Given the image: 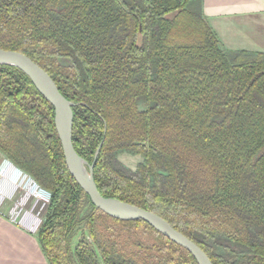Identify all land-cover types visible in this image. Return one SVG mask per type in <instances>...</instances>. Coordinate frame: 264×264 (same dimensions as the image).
I'll list each match as a JSON object with an SVG mask.
<instances>
[{"label":"trees","instance_id":"16d2710c","mask_svg":"<svg viewBox=\"0 0 264 264\" xmlns=\"http://www.w3.org/2000/svg\"><path fill=\"white\" fill-rule=\"evenodd\" d=\"M192 2L0 0V49L73 103L72 145L101 196L157 214L212 264H264V54L222 49ZM120 151L143 162L126 170ZM0 153L48 194V264H197L148 223L92 204L65 166L53 106L5 65ZM82 224L101 261L89 244L71 249Z\"/></svg>","mask_w":264,"mask_h":264},{"label":"crops","instance_id":"0c3cea01","mask_svg":"<svg viewBox=\"0 0 264 264\" xmlns=\"http://www.w3.org/2000/svg\"><path fill=\"white\" fill-rule=\"evenodd\" d=\"M200 13L225 51L264 54V0H200ZM15 178V171L8 168L0 193L12 196ZM0 264L48 262L36 233L0 216Z\"/></svg>","mask_w":264,"mask_h":264},{"label":"water","instance_id":"95a60500","mask_svg":"<svg viewBox=\"0 0 264 264\" xmlns=\"http://www.w3.org/2000/svg\"><path fill=\"white\" fill-rule=\"evenodd\" d=\"M0 65L12 66L23 72L36 91L53 106L54 126L61 143L65 166L72 179L97 209L121 221L142 220L167 239L187 250L197 264H212L208 256L195 243L157 214L132 204L101 196L93 179V164L89 165L82 159L72 145L73 103L61 95L53 80L42 68L20 52L3 49H0Z\"/></svg>","mask_w":264,"mask_h":264},{"label":"rangeland","instance_id":"374dc122","mask_svg":"<svg viewBox=\"0 0 264 264\" xmlns=\"http://www.w3.org/2000/svg\"><path fill=\"white\" fill-rule=\"evenodd\" d=\"M198 8V0H193V2L188 6V9L193 11L198 10ZM138 108L140 110H143L144 104L140 102L138 104ZM0 160H3L2 162L7 160L2 153H0ZM116 160L124 169L129 171H135L136 167L143 162L142 157H140L139 155L125 151L118 152L116 154ZM31 182V180L25 179L24 191L22 193L19 190L20 192H14V194H12V196L10 197L2 194L4 207L1 209V211H6L5 213H7L9 210L15 209L17 212H25L28 220L34 222V227H38L45 215V204H47L48 202V194L47 192H44L42 190H36ZM37 195L40 196V199H42V201L39 202L37 200V198L39 197ZM87 210L88 206L85 203L82 207L81 215H84ZM35 233L37 234V231ZM79 243H86L91 245L95 250L98 259L101 261L97 246L95 245L87 227H85L84 224L79 225L75 230L74 235L71 239V249L74 250V248Z\"/></svg>","mask_w":264,"mask_h":264},{"label":"built area","instance_id":"2783aa9c","mask_svg":"<svg viewBox=\"0 0 264 264\" xmlns=\"http://www.w3.org/2000/svg\"><path fill=\"white\" fill-rule=\"evenodd\" d=\"M8 168L13 169V171H15V173H16L15 192H18L20 190L22 193L24 191L25 179L31 180L32 181L31 183L36 188V190H41L29 176L21 173V171L18 168H16L10 161H7V160L4 161L3 166L2 165L0 166V184H1V181L6 177ZM21 178H23V179H21ZM37 196H39V195H37ZM37 200L39 202L42 201V199H40V196L37 198ZM2 206H3V197H2V193H0V216L3 218H6L7 220H9L13 224H17V225L26 227L27 229H29L30 231H32L34 233L36 231H38L37 228H39L40 225H38V227H34V224H33L34 222L28 220L25 212L24 213L23 212H17L15 209H11L7 213H5V212L1 211ZM40 224H41V222H40Z\"/></svg>","mask_w":264,"mask_h":264}]
</instances>
